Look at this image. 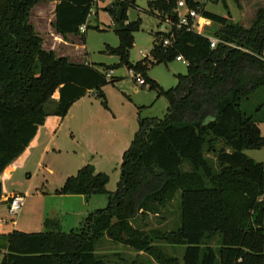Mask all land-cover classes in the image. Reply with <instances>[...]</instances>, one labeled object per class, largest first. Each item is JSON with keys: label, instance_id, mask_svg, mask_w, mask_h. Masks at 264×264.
<instances>
[{"label": "trees", "instance_id": "1", "mask_svg": "<svg viewBox=\"0 0 264 264\" xmlns=\"http://www.w3.org/2000/svg\"><path fill=\"white\" fill-rule=\"evenodd\" d=\"M43 1L56 2L54 27L67 39L81 35L98 0H0V176L30 146L48 116L65 118L75 102L119 80L108 78L114 67L108 72L73 64L43 49V39L30 22L31 11ZM188 4L212 21L206 30L213 29L212 37L220 43L211 49L208 37L183 28L172 29L175 38L169 46H163L169 34L156 35L155 61L182 56L189 63L188 74L178 77L177 87L158 90L170 104L162 120L138 119L139 128L122 157L117 190L110 194L108 176L88 164L56 191L58 196L107 195V207L90 214L75 231L64 232L58 220L47 219L41 233L1 235V264H103L96 245L105 237L153 256L158 264H264V164L245 154L263 149L264 136L259 121L243 109L264 88V7L245 28L231 17L207 11L204 4ZM150 5L163 22L173 17L176 0ZM134 6L135 0H113L108 9L117 23L122 9L124 24L116 28L119 48L110 51L159 89L146 75L147 60L136 65L128 61L141 27L140 19H128L127 11ZM100 96L105 98L102 92ZM206 153L216 155L218 172ZM186 164L191 171L183 170ZM178 193V230L147 235L132 225L138 216H159ZM2 197L0 182V203ZM152 239L185 247L182 260L155 248ZM215 240L216 248L211 245Z\"/></svg>", "mask_w": 264, "mask_h": 264}, {"label": "rangeland", "instance_id": "2", "mask_svg": "<svg viewBox=\"0 0 264 264\" xmlns=\"http://www.w3.org/2000/svg\"><path fill=\"white\" fill-rule=\"evenodd\" d=\"M153 1L135 0V6L127 11L130 22L141 20L140 30L134 34V45L129 50L128 61L136 65L147 60L146 75L159 86V89L150 87L149 81L146 85L139 86L131 75V70L121 63V58L117 54L110 51L120 46V38L116 33L119 23L115 16L108 12L113 0H98L91 10L86 33L69 36L67 39L57 35L54 27L56 2L43 1L31 11L30 22L36 34L42 37L44 50L53 51L58 57H65L73 64L94 65L108 72H110L108 69L114 67L113 76L120 79L103 86L101 91L89 93L78 101L79 105L74 114L90 111L91 117L84 126L81 125V116L78 114L75 115V120L63 124L55 143V148L60 147L61 152H51L39 169L36 165L30 166L31 178L26 176L27 171L22 170L15 175L13 181L5 182L7 191L18 190L22 193L28 191L31 192V196L26 198L21 213L15 216L10 214L8 203H0V235H6L9 231L21 227L18 224L21 225L28 218H31L32 223H40L42 211L43 214L51 213V216L62 220L64 232L75 231L90 214L107 207L109 203L107 195H96L90 199L85 197L87 201L86 199L68 201L58 197L56 191L64 185L67 178L75 176L79 169L91 164L98 172L108 176L110 182L107 191L110 194L114 193L121 181L123 154L130 148L131 141L139 128L138 119L162 120L170 104L166 95L159 94L158 90L165 92L177 87L178 77L188 74L187 65L176 60L157 63L152 56L156 35L164 34L169 30L167 26L162 29L159 14L150 5ZM205 6L207 11L231 17L233 22H239L245 28H249L257 10L264 7V0H239L238 4L234 0H211ZM240 13L243 15V20ZM208 30L206 34L212 36L214 30ZM101 92L105 95L104 99L100 96ZM57 98L58 95L55 101ZM104 100L108 107L104 106ZM262 105L263 107L257 110ZM54 108L53 104L49 105L50 110ZM243 109L248 116H253L259 121L264 136V88L250 100L245 101ZM221 148L222 144L217 145L218 150ZM245 154L257 163L264 164V148L258 151H245ZM205 155L214 171L218 172L216 155L213 153ZM183 170L191 171L192 168L186 164ZM42 191L44 195L41 199L36 197L35 194H40ZM180 210L181 195L178 193L174 201L159 216L153 214L144 218L138 216L133 220L132 225L147 235H151L152 231L169 234L181 226ZM151 245L179 261L186 251L183 246H169L159 239H152ZM211 245L216 248L218 243L215 240ZM96 252L103 264H158L153 256L114 243L107 237L97 242ZM1 262L2 257L0 264Z\"/></svg>", "mask_w": 264, "mask_h": 264}, {"label": "crops", "instance_id": "3", "mask_svg": "<svg viewBox=\"0 0 264 264\" xmlns=\"http://www.w3.org/2000/svg\"><path fill=\"white\" fill-rule=\"evenodd\" d=\"M240 12V11H239ZM240 17L243 20V15L240 13ZM233 21V20H232ZM236 23V22H234ZM239 23V22H237ZM58 35V34H57ZM60 36V35H59ZM61 37V36H60ZM113 76V73H112ZM114 77V76H113ZM118 78V77H116ZM120 79V78H118ZM79 105V102H75V104L72 106V109L70 110L69 114L65 117V118H61L60 116H55V115H50L46 118L45 122L43 125H40L38 133L36 135V137L31 141L30 146L22 153V155L16 159L9 167L6 168V170L4 171V173L0 176V182L2 183L3 186V197H2V203H7L8 199L10 196L14 195V194H18L21 196H24L25 199V204L27 201V197L31 196V192L25 191V192H21L18 190H13L12 192L7 191V189L5 188V182L8 181H13L15 175L22 170L27 171L26 172V176L28 178L32 177V174L29 172V168L32 165H36V167L39 169L42 165H44V160L46 159V157L51 153V152H61L62 149L60 147L55 148V143H56V138L58 137L59 132L61 131V128H63V124H65L66 122H69V120H75L76 117L75 115L78 114L81 116V125L84 126V124H87L88 119L91 117L90 115V111H83L81 112H76L75 113V109L77 111V106ZM81 108V107H80ZM73 129H71L72 131ZM36 197L40 198L44 195V192L42 191L40 194H35ZM60 198H64L68 201H72V200H78V199H86L85 196L82 195H78V196H64V195H59ZM58 196V197H59ZM90 199V198H87ZM87 199L85 201H87ZM66 202V201H65ZM9 205V203H8ZM25 206V205H24ZM51 213H48V215H46V213L42 211V216L40 219H42V221L40 223H32L30 220L31 218H28L27 221H24V223H22L21 225L18 224V226L21 227H17L15 230L13 231H18L21 233H41L42 231H44L45 228V221L47 219H57L61 225V228L63 231L64 230V224L62 222V220L60 221L59 218L54 217L53 215H50ZM12 231H9L8 233H10ZM6 233V234H8ZM4 235V234H3ZM1 236V235H0ZM3 259V257H2Z\"/></svg>", "mask_w": 264, "mask_h": 264}, {"label": "built area", "instance_id": "4", "mask_svg": "<svg viewBox=\"0 0 264 264\" xmlns=\"http://www.w3.org/2000/svg\"><path fill=\"white\" fill-rule=\"evenodd\" d=\"M192 1H194L195 3H200L202 5L203 4L205 5L207 2H210L211 0H192ZM188 3L189 0H176V8L174 9L173 17L170 16L166 17L162 22L163 30L166 26L169 27V30L166 32L167 34H169V36L164 39L163 46H169L172 44L175 38L174 32H172L173 28H176L178 30H181L183 28L187 31L195 32L198 35H203L208 37L210 41L211 49H215L220 43L219 39H216L206 34V29L212 26V21L204 17L201 12L190 9ZM85 31H86V26L80 29L81 33H85ZM232 47L236 48L235 46ZM176 61L185 64L187 66L189 64L188 61L182 56L177 57ZM111 73H113V71ZM111 73L108 75V78L112 76ZM131 75L135 78L139 86L146 85L145 79L140 74H137L134 70H131ZM9 200L10 203L8 205V209L10 214H12L13 216L19 215L25 205L24 196L14 194L9 198Z\"/></svg>", "mask_w": 264, "mask_h": 264}, {"label": "water", "instance_id": "5", "mask_svg": "<svg viewBox=\"0 0 264 264\" xmlns=\"http://www.w3.org/2000/svg\"><path fill=\"white\" fill-rule=\"evenodd\" d=\"M117 15H118V22H119L118 28L119 29H123L124 28V24H123V20H122V17H123V15H122V9H119L117 11Z\"/></svg>", "mask_w": 264, "mask_h": 264}]
</instances>
